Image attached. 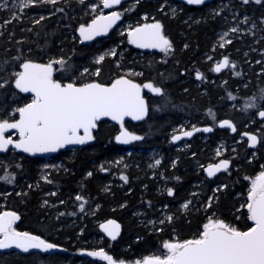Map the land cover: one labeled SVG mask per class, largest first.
<instances>
[{
	"label": "trees",
	"instance_id": "16d2710c",
	"mask_svg": "<svg viewBox=\"0 0 264 264\" xmlns=\"http://www.w3.org/2000/svg\"><path fill=\"white\" fill-rule=\"evenodd\" d=\"M10 1L0 0V121L11 120V113L29 102L14 86L25 60L63 59L65 70L56 75L59 82L109 84L128 74L140 83L161 86L163 95L149 100L145 121L125 124L143 134L146 145L157 147L160 163L155 166L143 157L145 151L140 153L143 143L130 153L128 166H113L122 148L114 143L118 126L108 122L98 125L93 144L59 153L55 162L60 166L49 169L46 180L40 178L41 160L13 151L0 156V177H14L12 183L0 180V213H17V231L59 248L3 252L0 264H100L96 259L102 257L89 253L101 249L114 260L132 262L161 256L165 242L199 238L209 219L240 231L252 226L247 210L250 179L264 169V118L258 115L264 110V29L256 36L233 34L223 48L216 43L231 19L238 22L245 16L247 23L260 24L264 1L253 6L252 0H215L195 7L174 0H126L117 8L120 24L89 45L79 44L76 31L97 15L101 0L37 2L23 6L18 15L3 8ZM218 1L227 2L225 9L216 8ZM41 16L45 19L35 23ZM143 17L162 25L172 45L167 56L136 48L120 30L123 23L135 24ZM113 48L115 55H110ZM105 53L103 61L93 62ZM221 55L235 67L216 76L212 63ZM195 72L204 79L197 82ZM249 103L257 107L245 108ZM225 119L233 123L234 132L221 127L220 135L199 137L179 148L169 141L180 124L215 126ZM245 132L256 135L254 148L242 137ZM219 158L228 161L227 168L207 179L204 167ZM110 220L120 226L116 239L101 228Z\"/></svg>",
	"mask_w": 264,
	"mask_h": 264
},
{
	"label": "snow or ice",
	"instance_id": "6c2138e0",
	"mask_svg": "<svg viewBox=\"0 0 264 264\" xmlns=\"http://www.w3.org/2000/svg\"><path fill=\"white\" fill-rule=\"evenodd\" d=\"M21 2L24 7H31L37 2L56 4L57 0H21ZM244 2L247 3L248 0ZM256 2L260 3V0ZM119 3L120 0H103L104 7ZM187 3L199 5L203 4L204 0H187ZM3 6L7 7V5ZM43 19L45 17L41 16L35 23L38 24ZM119 19L118 12H112L108 16L101 15L91 24L81 25L80 35L84 40H91L94 36L107 32ZM231 31L236 32L237 29L232 28ZM129 36L130 42L141 48L160 49L164 52L172 48L169 39L163 35L162 25L159 22L134 28L129 32ZM224 36H227V33H224ZM220 46L224 47V44ZM109 54L115 55V52ZM104 58L103 55L100 56L98 62L103 61ZM53 63L60 64L62 67L65 64L63 59L48 64L25 62L22 65L23 71L16 73V88L25 93L31 92L34 97L31 103L16 110L20 116L19 120L12 123L7 120L0 122V152L6 151L9 145L22 149L26 153L55 152L66 145L91 141L92 130L96 128V122L101 117H111L112 120L122 122L126 116L141 120L146 115L148 109L141 95V85L123 77L116 79L110 86L97 82L82 86H76L75 83L61 84L52 78ZM229 63L228 57H224L213 70L220 72L221 69L228 67ZM95 75H99V69ZM200 75L197 73V78H200ZM143 87L151 89L155 94L163 95L161 88L154 87L150 83ZM229 99L234 100L235 97L229 93ZM261 99H264V89H261ZM255 107H257L255 103L245 105V108ZM258 115L264 118V110H260ZM223 126H228L235 131L230 121H222L221 127ZM8 129L18 130L19 139L14 141L10 136L6 137L5 132ZM195 130L199 131V129ZM203 131L209 132L212 129L205 128ZM183 135L191 136L192 132H183ZM139 139L142 137L127 131H121L116 137V140L122 143ZM178 139L180 136H173V140ZM249 139L252 144L257 141L255 135L250 136ZM156 163L159 164L160 161ZM227 165L228 161H223L222 165L210 166L208 175L212 176L214 171H219L220 167L227 168ZM88 175L90 176L91 173ZM122 179L126 181L127 177ZM0 180L12 183L14 177L3 176ZM168 194H173L172 189L168 190ZM76 199L83 198L77 196ZM184 207H187V204ZM247 210L248 218L254 222V226L247 231H240L222 220L209 219L208 223L204 224L199 238L183 242H165L163 247L167 250V254L163 258L159 256L146 258L143 264H264V171L251 182ZM17 219L19 217L15 212L0 213V249H9L14 246L28 252L30 249L47 251L57 247L40 236L16 231L13 223ZM168 219L170 220L171 217ZM101 227L112 239H116L120 226L115 221L110 220ZM89 255L102 257L108 264H116L113 258L105 254L102 249ZM120 264L123 262L121 261ZM136 264L141 262L137 261Z\"/></svg>",
	"mask_w": 264,
	"mask_h": 264
},
{
	"label": "flooded vegetation",
	"instance_id": "af4514ba",
	"mask_svg": "<svg viewBox=\"0 0 264 264\" xmlns=\"http://www.w3.org/2000/svg\"><path fill=\"white\" fill-rule=\"evenodd\" d=\"M264 0H260V3H257L256 2V0H252L251 2L254 4L253 6H258V5H260L262 2H263ZM246 18L247 17H245V16H243L242 18H240L239 20H238V24L240 25V27H241V30H242V28L245 26V27H251L252 28V34H251V31H249V33L251 34V35H253V36H256L257 34H259L260 32H262L263 31V29H264V18H262V19H257V21L258 22H260V24L259 23H254V24H252V23H247L245 20H246ZM260 20V21H259ZM261 25H263V26H261ZM245 33V32H244ZM247 33V32H246ZM237 34H240V33H237ZM243 34V33H242ZM233 34H231V36H232ZM231 36H230V39H229V41H231ZM95 41V40H94ZM92 43V42H91ZM90 43V44H91ZM229 42H227L226 44H228ZM217 44V43H216ZM226 44H224V46L226 45ZM89 45V44H88ZM218 46V45H217ZM219 47V46H218ZM219 48H223V47H219ZM224 57H228V56H226V55H221L220 56V58L219 59H215L214 61H213V63H212V70L215 68V66L218 64V63H221L222 62V60L224 59ZM229 59V58H228ZM229 66L228 67H226V68H223V69H221V71L220 72H215L214 70L212 71V74H214V75H219V76H221L223 73H228V71H230L231 69H233L234 67H235V65L233 64V62H231L230 61V59H229ZM50 63V62H49ZM43 64H48V63H43ZM232 65H234V67H232ZM19 71H20V69H19ZM19 73V72H18ZM197 73H199V72H195V74H194V76H195V80L197 81V82H200L202 79H204V77H203V75L201 74L200 75V78H197ZM121 77H125V78H127V79H129V80H131V81H133V82H135V83H137V84H139V85H141V94H142V97L144 98V100L146 101V104H147V115H146V117L143 119V120H140V121H130V120H126V121H124L123 122V124H122V128L119 126V124H116V123H113V122H111V121H108V120H104V121H100V122H97L96 123V128L95 129H93L92 130V136H93V139L90 141V142H88V143H85L84 145H70V146H64L62 149H60V150H58V151H56V152H54V153H51L50 155H48L47 157H39V156H35V157H33V156H30V155H28V154H26L24 151H20V150H18V149H16V148H14V147H10V148H8L5 152H2V153H0V156H2V155H4V154H6L7 152H9V151H13V152H15V153H17V154H19V155H22V156H25V157H28V158H37V159H39V160H41L42 162H44V161H49V162H55V157L56 156H58V154L59 153H61V152H64V151H68V150H73V149H76V148H82V147H85V146H87V145H91V144H93V142L95 141V131H96V129H97V127H98V125L101 123V122H108V123H112V124H116L117 126H118V132L116 133V135H115V137L117 136V135H119L120 133H121V131H127L128 133H130V134H132V135H136V136H139V137H142V139H139V140H133V141H129L128 143H117L116 141H115V137H114V143H115V145H117L118 147H121L122 149H121V151L123 152V151H131V152H133V150H134V147L136 146V144H138V143H143V146L144 145H146L147 143L146 142H142L143 140H144V135L143 134H137V133H135V132H132V131H130L126 126H125V124L127 123V122H130V123H138V122H143V121H145L146 119H147V117H148V114H149V109H150V99H157V98H160V97H162V95H159V96H155V95H153L152 93H150V92H148L143 86H142V84L143 83H145V82H142V83H140V82H138V81H136V80H134V79H132L131 77H129L128 76V74H122V75H119L118 77H116L115 79H117V78H121ZM52 78H53V80H55V81H58L57 79H56V75H55V69L53 68V76H52ZM114 79V80H115ZM114 80H112L110 83H112ZM87 81V82H86ZM85 81V83L84 84H86V83H90V82H95V80H86ZM59 82V81H58ZM97 82V81H96ZM59 83H61V84H67V82L66 83H64V82H59ZM72 83V82H71ZM99 83V82H98ZM109 83V84H110ZM83 84V83H82ZM102 84V83H101ZM76 85H79V84H76ZM81 85V84H80ZM105 85H108V84H105ZM156 85V84H155ZM161 87V86H160ZM162 88V87H161ZM19 90V89H18ZM22 94H24V95H26V96H28L29 97V102H27L26 104H24L23 106H21L20 108H22V107H24L25 105H27V104H29V103H31V101H32V99H33V97L34 96H32V95H28L27 93H23L21 90H19ZM162 92H163V89H162ZM19 109V108H18ZM11 115L13 116V118L11 119V120H7L9 123H12V122H15L16 120H19V118H20V116H19V113L15 110L13 113H11ZM5 121V120H4ZM0 122H2V121H0ZM221 122V120L220 121H218L217 123H216V125L215 126H212V125H196V124H191L189 127H186V125H184L183 127H182V124H180V125H178L176 128H175V131L172 133L173 135H171V138H170V143H171V145H173L174 147H177V148H179V147H183V145H185V144H190L191 145V143H193V142H195L196 141V139H198L199 140V137H202V138H204V137H208V136H210V135H213L215 132H218V135H220L221 134V126H219V123ZM181 127V128H180ZM199 127H211V129H212V131H209V132H196V133H192V135L191 136H188V137H182V138H180V139H178V140H173V136H177V135H180V134H183V132H190V131H193L194 129H196V128H199ZM81 135H83V133L81 132ZM5 136L6 137H11L14 141L15 140H18L19 139V132L18 131H6L5 132ZM219 146L221 147V142H220V144H219ZM139 150H140V153L142 152V151H145L144 153H145V155H143V157H145V159L146 160H148L149 162H151V161H153V159L152 158H150V156H149V154L148 153H150L151 151H153V150H155V151H157V147L156 146H148V145H146V147H140V148H138ZM158 152V151H157ZM219 155H221V153L219 154ZM127 159H128V161H129V157H130V154L128 153L127 154ZM157 158H158V156H157ZM223 161H227V160H223ZM222 160H221V158H219V159H217V160H215V162H213V163H210V164H207L205 167H204V169H203V172H204V176L207 178V179H211V178H214L217 174H219V173H221V167H220V170L219 171H214V174L212 175V176H209L208 175V170H209V167L210 166H216V165H221V163L223 162ZM60 166V165H59ZM228 166V165H227ZM225 169V168H224ZM2 213V212H1ZM18 215V214H17ZM19 216V215H18ZM19 220V219H18ZM18 222V221H17ZM17 224V223H16ZM16 224H15V226H16ZM15 226H14V228H15ZM19 232V231H18Z\"/></svg>",
	"mask_w": 264,
	"mask_h": 264
},
{
	"label": "rangeland",
	"instance_id": "374dc122",
	"mask_svg": "<svg viewBox=\"0 0 264 264\" xmlns=\"http://www.w3.org/2000/svg\"><path fill=\"white\" fill-rule=\"evenodd\" d=\"M102 1L103 0H101V3H102ZM3 5H7V7H4ZM2 6H3V8H7V10H13L12 12H13V14L14 15H18L19 14V12L20 11H22L21 9H22V7L24 6L23 5V2H21V0H11L9 3H7V2H4L3 4H2ZM227 6V2L225 1V2H222V1H218V3H217V6H216V8H221V7H224L223 9H225V7ZM103 13V10H102V8H100L99 9V11L97 12V15H99V14H102ZM152 23H154V21H151V20H146V17H143L142 18V21H140V22H137V23H131V22H126V23H123L122 25H121V27H120V30L123 32V33H125L126 35H128V33L132 30V29H134V28H136V27H138V26H141V25H145V24H152ZM232 28H236L237 29V31L236 32H232L231 31V29ZM249 31H251V34H252V28L249 26V27H243L242 28V30H241V27H240V25L238 24V22H234L232 19L230 20V23L228 24V27L227 28H225L224 30H222V31H220L219 33H218V37H217V45L219 46V47H221L220 45L221 44H226L228 41H229V39H230V36H231V34H237V33H240V34H242V33H248ZM224 33H227V36H224ZM250 34V35H251ZM221 37H224L223 39H221ZM115 50V48H113L109 53H111V52H113ZM160 52L163 54V56H167L168 55V52H164V51H161L160 50ZM105 56L106 55V53L105 54H99V55H96L95 56V58H94V60H93V62L94 63H100L101 61H99L98 62V60H99V57L100 56ZM49 63V62H48ZM53 68L55 69V75H57V74H59V73H61L62 72V70H65L60 64H56V63H53ZM84 72V71H83ZM184 125H182V127H183ZM181 128V127H180ZM173 135V134H172ZM223 150H224V148H223V146L221 145V147L219 146V148H218V152L219 153H222L223 152ZM130 154L131 153V151H123L121 154H120V156H118L117 157V159L116 160H114V163H113V166H115L116 168H118V169H123L124 167H126V166H128L129 164H128V159H127V154ZM149 154V156H150V158H152L153 159V161H151L152 162V166H155V164H157L156 163V161H158V158H157V156H158V152L157 151H155V150H153V151H151L150 153H148ZM222 160V159H221ZM223 161V160H222ZM55 167H59V163H57V162H49V161H44L43 162V164H42V167H41V172H40V178L42 179V180H46V178H47V174H48V170L49 169H52V168H55ZM262 171H264V169L262 170ZM261 171V172H262ZM260 173V172H259ZM259 173L257 174V175H255L252 179H250V185H249V190H250V188H251V182H252V180L253 179H255V177L256 176H258L259 175ZM248 194H249V192H248ZM247 198H248V195H247ZM186 204V203H185ZM184 204V205H185ZM214 220V219H213ZM17 231V230H16ZM105 252V251H104ZM162 255L161 256H159V257H161V258H163L166 254H167V250L164 248V247H162ZM81 253V252H80ZM151 257H157V256H148V257H145V258H142V259H140V260H136V261H132V262H127V261H122L123 262V264H136V262L137 261H140L141 262V264H143V261L146 259V258H151ZM103 258H99V259H96V260H98V263H100V264H108V262L107 261H105L104 259L102 260ZM114 260V259H113ZM115 262H116V264H120V262L121 261H117V260H114Z\"/></svg>",
	"mask_w": 264,
	"mask_h": 264
},
{
	"label": "water",
	"instance_id": "95a60500",
	"mask_svg": "<svg viewBox=\"0 0 264 264\" xmlns=\"http://www.w3.org/2000/svg\"><path fill=\"white\" fill-rule=\"evenodd\" d=\"M124 1H126V0H120V3L119 4H114V5H111L110 7H104V5H103V1H102V3H101V7H102V10H103V13L102 14H99V15H97V16H95L90 22H88L86 25H84V26H87V25H89V24H91L92 23V21L94 20V19H96L97 17H99V16H101V15H104V16H108V15H110L112 12H116L115 10H116V8H118ZM174 1H176V2H179V3H183V4H186V5H191V6H195V7H199V6H201V5H203V4H206V3H210V2H212V1H215V0H204V3L203 4H199V5H195V4H188L187 3V0H174ZM120 21H121V16H120V19L119 20H117L113 25H112V27H110L108 30H107V32H105V33H102L101 35H97V36H94L91 40H84L83 39V37L80 35V31H79V29H80V26L78 27V29H77V31H76V34H77V37H78V39H79V44H82V45H88V44H90L91 42H93L94 40H96V39H100V38H104V37H106L109 33H111L119 24H120ZM153 24V23H152ZM143 25H141V26H138V27H142ZM137 28V27H136ZM162 33H163V31H162ZM164 35V34H163ZM127 40H128V42L130 43V44H132L133 46H135L136 48H138V49H140V50H142V51H160V49H154V48H141V47H138V45L137 44H133V43H131L130 42V36H129V33H128V35H127ZM223 61V60H222ZM25 62H32V63H36V64H39V63H37V62H35V61H31V60H25V61H23L22 63H21V65H20V72L21 71H23V68H22V65H23V63H25ZM123 78H125V77H123ZM117 79H119V78H117ZM125 79H127V78H125ZM116 80V79H115ZM114 80V81H115ZM113 81V82H114ZM96 82V81H95ZM90 83H92V82H90ZM98 83V82H97ZM135 83V82H134ZM152 84L154 87H159V88H161L159 85H155L153 82H151V81H147V82H145V83H143L142 84V86H144V85H146V84ZM68 84V83H67ZM137 84V83H136ZM76 85V84H75ZM83 84H81V85H76V86H82ZM105 85V84H104ZM111 85V83L110 84H108V85H106V86H110ZM14 86H15V81H14ZM16 87V86H15ZM145 88V87H144ZM18 89V88H17ZM148 92H150V93H152L153 95H155V96H159V94H155V93H153L152 91H151V89H148V88H145ZM162 89V88H161ZM20 90V89H19ZM23 93H25V92H23ZM28 95H32V96H34V94L33 93H31V92H28L27 93ZM142 95V94H141ZM147 105V104H146ZM146 115H147V113H146ZM146 115L144 116V118L146 117ZM143 118V119H144ZM143 119H141V120H143ZM104 120H108V121H111V122H113V123H116V124H119V126L122 128V124H123V122L124 121H126V120H130V121H140V120H135V119H133L132 117H130V116H126V117H124L123 118V121L121 122V121H116V120H112V118L111 117H101V119L100 120H98L97 122H100V121H104ZM225 120H227V119H225ZM225 120H222V121H225ZM221 121V122H222ZM227 121H230V120H227ZM96 122V123H97ZM221 122L219 123V126H221ZM231 122V121H230ZM231 124L233 125V123L231 122ZM234 126V125H233ZM205 128H211V127H199V128H196V129H199V131H196L195 129L193 130V131H190V132H192V133H196V132H205V131H203V129H205ZM222 128H229L230 130H231V132H234L233 130H232V128H230V127H228V126H223ZM7 131H18V130H16V129H8ZM120 135V134H119ZM252 135H255L254 133H251V132H245V133H243L242 134V137L243 138H246L247 140H248V145H249V147H251V148H254L256 145H257V141H256V143L255 144H252V142L250 141V139H249V137L250 136H252ZM118 136V135H117ZM116 136V137H117ZM177 136H180V138H182V137H185L183 134H180V135H177ZM256 136V135H255ZM116 137H115V141L117 142V143H122V142H119V141H117L116 140ZM186 137H188V136H186ZM130 141H133V140H130ZM88 142H90V141H87L86 143H88ZM85 144V143H84ZM84 144H71V145H84ZM66 146H70V145H66ZM10 147H14L13 145H9L8 146V148H10ZM7 148V149H8ZM60 149H62V148H59V149H57L56 151H58V150H60ZM18 150H20V151H23L22 149H18ZM55 151V152H56ZM3 152H5V151H3ZM0 153H2V152H0ZM26 153V152H25ZM51 153H54V152H44V153H26V154H28V155H30V156H33V157H35V156H39V157H47L48 155H50ZM221 165H222V163H221ZM221 170H224V167H221ZM4 212H13V211H4ZM4 212H2V213H4ZM16 215H17V213H16ZM18 216V215H17ZM19 217V216H18ZM17 221H18V219L17 220H15V222L13 223V227L15 226V224L17 223ZM111 221H114V220H111ZM116 222V221H115ZM250 222H251V224H252V226L251 227H253L254 226V222L253 221H251L250 220ZM103 224H107V222L106 223H103ZM102 224V225H103ZM116 224H118L117 222H116ZM119 225V224H118ZM250 227V228H251ZM102 228V227H101ZM103 229V228H102ZM103 231L105 232V230L103 229ZM106 234H107V232H105ZM119 233H120V227H119V231H118V233L116 234V237L119 235ZM108 235V234H107ZM109 236V235H108ZM110 237V236H109ZM111 238V237H110ZM57 250H59V248L58 247H56V248H54V249H49V250H47V251H45V250H42V249H30L28 252H24V251H22L21 249H17V248H15L14 246L12 247V248H9V249H0V253H3V252H20V253H30V252H38V251H41V252H54V251H57Z\"/></svg>",
	"mask_w": 264,
	"mask_h": 264
},
{
	"label": "bare ground",
	"instance_id": "6f19581e",
	"mask_svg": "<svg viewBox=\"0 0 264 264\" xmlns=\"http://www.w3.org/2000/svg\"><path fill=\"white\" fill-rule=\"evenodd\" d=\"M37 63H39V64H43V63H40V62H37ZM64 251V250H63Z\"/></svg>",
	"mask_w": 264,
	"mask_h": 264
}]
</instances>
